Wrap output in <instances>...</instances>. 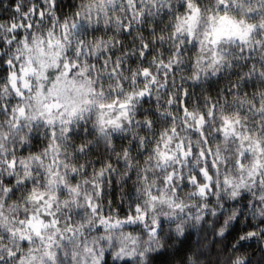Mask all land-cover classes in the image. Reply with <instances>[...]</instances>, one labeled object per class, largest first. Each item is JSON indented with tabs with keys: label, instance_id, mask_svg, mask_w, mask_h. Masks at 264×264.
I'll list each match as a JSON object with an SVG mask.
<instances>
[{
	"label": "clouds",
	"instance_id": "obj_1",
	"mask_svg": "<svg viewBox=\"0 0 264 264\" xmlns=\"http://www.w3.org/2000/svg\"><path fill=\"white\" fill-rule=\"evenodd\" d=\"M0 17V264H264V0Z\"/></svg>",
	"mask_w": 264,
	"mask_h": 264
},
{
	"label": "snow or ice",
	"instance_id": "obj_2",
	"mask_svg": "<svg viewBox=\"0 0 264 264\" xmlns=\"http://www.w3.org/2000/svg\"><path fill=\"white\" fill-rule=\"evenodd\" d=\"M229 34L237 35L241 39H244V35H245L234 21L230 20L227 17L222 16L220 18L219 27L215 30L216 38L219 39L221 36L229 35ZM52 107H59V105L54 104ZM101 107H103V105H101ZM109 107H112V106L109 105ZM121 107H123V105ZM75 111L76 109L73 108L72 109L73 114L75 113ZM261 151L264 152V148H262ZM226 182L230 183V181H226ZM201 191H203V189H201ZM153 199H155V197Z\"/></svg>",
	"mask_w": 264,
	"mask_h": 264
},
{
	"label": "trees",
	"instance_id": "obj_3",
	"mask_svg": "<svg viewBox=\"0 0 264 264\" xmlns=\"http://www.w3.org/2000/svg\"><path fill=\"white\" fill-rule=\"evenodd\" d=\"M13 2H14V0H13ZM0 18H2V17H0Z\"/></svg>",
	"mask_w": 264,
	"mask_h": 264
}]
</instances>
